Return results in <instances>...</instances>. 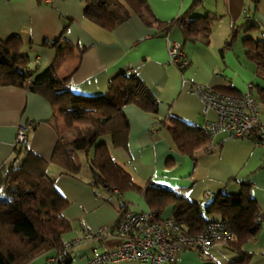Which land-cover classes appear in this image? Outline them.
<instances>
[{"label": "crops", "instance_id": "obj_1", "mask_svg": "<svg viewBox=\"0 0 264 264\" xmlns=\"http://www.w3.org/2000/svg\"><path fill=\"white\" fill-rule=\"evenodd\" d=\"M140 2L142 8L136 13L124 0H90L88 4L85 0H0V39L19 36L32 60L33 72L41 71L53 60L52 44L56 41H68L75 47L57 69L62 77L76 67L69 80L73 99L98 98L110 81L124 72L136 73L157 100L155 112L133 103L122 107L129 127L126 147L113 146L108 134L102 137L110 157L130 175L133 183L142 190H153L154 202L148 204L143 192L128 190L117 194L101 184H89L92 171L82 140L76 142L74 152L81 164L78 174L60 173V167L49 162L58 135L72 136L74 127H83V124L69 127L54 116L56 108L25 87L27 80L0 86V167L16 155L14 140L18 126L33 123L26 146L47 161L46 171L55 178L58 193L67 201L63 214L69 228L62 234V241L71 243L70 264H89L91 257L119 244L121 238L113 233L112 227L122 202L137 211L157 207L159 216L167 218L175 213L177 200L185 198L200 203L204 219L217 218L220 214L208 213L205 207L216 198L239 194L242 185H247L252 205L243 212L226 210H231L233 218L241 223L249 222L256 208L257 217L264 213V148L249 139L229 138L225 132H218L190 156L179 150L168 129L172 117L200 129L215 119L213 110L202 113V102L190 89L193 85L231 87L233 94L244 93L248 86L254 94L264 89V70H259L246 57L242 43L244 36L264 35V0ZM193 3L196 5L188 18L208 15L213 21L208 42L198 37L184 45L190 64L182 73L168 62L167 55V43L182 42V32L174 26L165 36L157 35L156 21L183 15ZM87 8L112 13L115 26L107 30L95 24L86 17ZM248 19L256 28L247 32L240 29L238 36L221 52L232 28ZM80 47L84 48L82 52ZM257 101L259 118L264 121V102ZM76 150L80 155H75ZM181 226L187 229L186 223ZM101 228L104 231L100 235L84 238L82 229L94 232ZM242 248L250 252L247 264H264V217L256 234ZM49 253L52 251L38 256L46 257ZM237 257L239 253L217 243L202 255L181 249L176 260L167 264H227ZM33 260L31 264L35 263ZM0 264H4L1 258Z\"/></svg>", "mask_w": 264, "mask_h": 264}, {"label": "trees", "instance_id": "obj_2", "mask_svg": "<svg viewBox=\"0 0 264 264\" xmlns=\"http://www.w3.org/2000/svg\"><path fill=\"white\" fill-rule=\"evenodd\" d=\"M85 1L88 4L90 0ZM124 1L132 10L140 13L142 8L140 0ZM195 5L196 3H193L185 14L169 21H156L157 35L160 36H165L174 26L180 28L183 35L180 46L183 52L184 45L196 41L198 37L205 42L209 41L213 19L208 15L188 18L189 11ZM86 17L107 30L112 29L116 24V18L110 12H98L87 8ZM254 28L256 26L249 19L241 25L234 26L229 39L225 41L220 51L222 52L232 43L240 29L247 32ZM242 43L246 57L259 70H264V35L244 36ZM52 46L55 50L53 60L44 69L35 73L31 69L30 55L24 50L19 36L11 35L6 39H0V86L21 84L22 81L27 80L28 84L25 87L46 98L50 105L56 108L54 116L61 117L69 127L74 126L75 123L83 124V127H74L72 136L58 135L49 162L58 165L61 169L60 173L70 176L78 174L81 164L75 158L74 152L76 142L82 140L86 160L92 171L89 184H101L117 194L128 190L143 192L145 200L148 204H152L153 190H142L134 184L130 175L110 157L108 148L102 140V137L108 134L113 146L126 147L129 127L122 114V107L133 103L144 110L155 112L157 100L150 88L136 73L123 72L110 81L107 90L98 98L75 100L69 87V80L76 67L65 76L61 77L57 74L58 67L75 47L68 41L63 43L56 41ZM169 46L170 43H167L168 62ZM79 50L82 52L84 48L80 47ZM184 55L188 59L185 52ZM188 66L176 68L183 73ZM218 90L232 93L231 87ZM249 90L256 100L264 102V89L257 90L256 94L250 88ZM171 120L172 124L168 129L182 153L191 156L195 148L208 141L207 138L211 139L204 129L188 125L174 117ZM30 125L33 126V123ZM246 139L254 143L255 138ZM26 144L27 142L22 146H15V157L0 167V258L4 264H31L39 254L52 251L45 257L46 264H70L72 250L66 249L62 241V234L69 228V222L63 214L67 201L58 193L55 178L46 171L47 161L28 149ZM251 205L247 185H242L239 194L216 198L205 207L208 213L216 212L220 217L204 219L201 215L200 203L185 198L177 200L174 205L176 211L171 217L180 225L186 223V230L189 232L199 231L208 220L227 221L231 235L219 244H225L230 250L240 254V257L227 264H247L250 252L244 250L242 246L258 231L259 222L255 220L257 208L251 220L243 223L235 220L231 210L226 209L243 212ZM149 210H154L159 220L165 219L159 216L160 210L157 207L142 212ZM128 211L137 210H131L122 202L112 231L123 213ZM259 216L264 217V213ZM187 217L189 220H186ZM51 259H54L53 263L50 262ZM175 260L176 256L168 263Z\"/></svg>", "mask_w": 264, "mask_h": 264}, {"label": "built area", "instance_id": "obj_3", "mask_svg": "<svg viewBox=\"0 0 264 264\" xmlns=\"http://www.w3.org/2000/svg\"><path fill=\"white\" fill-rule=\"evenodd\" d=\"M49 1V0H45ZM169 62L175 67L189 65L179 42H171L168 50ZM248 89L244 93H225L206 84H196L190 89L202 102V113L215 112V119L204 129L212 138L218 132H225L229 138L254 137V144L264 148V122L258 116V102ZM30 125H19L14 140L15 146L27 142ZM261 217L256 218L260 222ZM84 238L100 235L97 231L83 230ZM121 238L119 244L89 259V264L117 261H138L145 264H166L175 259L182 248L204 253L215 243L223 242L231 235L227 221L208 220L199 231L189 232L173 217L159 220L154 210L146 212H124L113 229ZM71 245L67 244L69 248ZM51 263L54 259L50 260Z\"/></svg>", "mask_w": 264, "mask_h": 264}, {"label": "rangeland", "instance_id": "obj_4", "mask_svg": "<svg viewBox=\"0 0 264 264\" xmlns=\"http://www.w3.org/2000/svg\"><path fill=\"white\" fill-rule=\"evenodd\" d=\"M60 118H61V117H60ZM61 119H62V118H61ZM75 124H81V123H75ZM81 127H82V126H81ZM81 153H82V156L85 157L84 154H83V152H81ZM76 154H79V155H80V153L78 152V150H76L75 155H76ZM79 155H78V156H79ZM81 159H82V158H81ZM67 244H70V243H68V242H67V243H64L65 248H66V249H70V248H68V247L66 246ZM215 244H217V243H215ZM229 255H231V254H229ZM234 257H236V256H234ZM231 258H232V256H231ZM236 259H237V258H236ZM234 260H235V259H234ZM33 261H35L34 264H46V263H45V257H44L43 255L37 256L36 258H34Z\"/></svg>", "mask_w": 264, "mask_h": 264}]
</instances>
